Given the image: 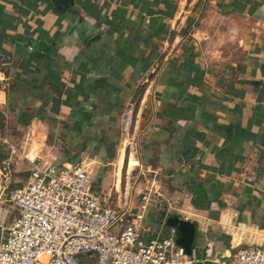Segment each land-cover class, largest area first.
Masks as SVG:
<instances>
[{
    "label": "crops",
    "instance_id": "crops-1",
    "mask_svg": "<svg viewBox=\"0 0 264 264\" xmlns=\"http://www.w3.org/2000/svg\"><path fill=\"white\" fill-rule=\"evenodd\" d=\"M0 77L5 178L118 158L167 181L206 264L264 245V0H0Z\"/></svg>",
    "mask_w": 264,
    "mask_h": 264
},
{
    "label": "built area",
    "instance_id": "built-area-1",
    "mask_svg": "<svg viewBox=\"0 0 264 264\" xmlns=\"http://www.w3.org/2000/svg\"><path fill=\"white\" fill-rule=\"evenodd\" d=\"M6 87L0 77V90ZM9 202L16 217L8 221L6 211L0 219V264L203 262L178 245L173 229L167 236L154 231L144 213L95 187L83 162L68 164L55 155L35 160L28 183L9 192ZM227 264H264V245L238 250Z\"/></svg>",
    "mask_w": 264,
    "mask_h": 264
},
{
    "label": "rangeland",
    "instance_id": "rangeland-1",
    "mask_svg": "<svg viewBox=\"0 0 264 264\" xmlns=\"http://www.w3.org/2000/svg\"><path fill=\"white\" fill-rule=\"evenodd\" d=\"M134 116L135 113L129 111L122 119V132L126 137L133 132H137ZM10 146L8 141L3 142V148L1 147L2 151L0 152V166L2 167L7 165L4 163L9 158V152L14 156L16 155L15 145H13V148ZM23 162L26 164V168L21 172H15L13 164V177H9L10 180L0 174V185L2 186L0 188V219L6 211H10L8 221L16 217V211L13 209L12 203L9 202V192L24 185L25 179L30 176V170L34 166V161L30 159ZM86 166L89 170V166ZM91 167L92 170H89V172L95 187L111 196L114 202L122 205L129 204L134 211L144 213L146 225H150L152 228L157 227L162 235L167 236L170 234L171 228L166 226V220L171 216L178 215H176L175 210L170 209L169 200L164 197L169 190L167 181L164 178L151 169L139 165L133 169H129V165H126L120 170L118 158L112 162L94 163ZM119 179H121L120 184ZM4 185H8V190L2 195ZM178 217L182 219L181 216ZM202 242L200 237L196 238L193 255L195 259H202L203 257Z\"/></svg>",
    "mask_w": 264,
    "mask_h": 264
},
{
    "label": "water",
    "instance_id": "water-1",
    "mask_svg": "<svg viewBox=\"0 0 264 264\" xmlns=\"http://www.w3.org/2000/svg\"><path fill=\"white\" fill-rule=\"evenodd\" d=\"M52 1L59 10H66L74 6V0H52ZM166 226L175 231V236L178 245L183 247L189 256H192L194 254L196 234H197V227L195 223L181 219L178 216H171L167 218ZM197 264H205V263L198 262Z\"/></svg>",
    "mask_w": 264,
    "mask_h": 264
},
{
    "label": "trees",
    "instance_id": "trees-1",
    "mask_svg": "<svg viewBox=\"0 0 264 264\" xmlns=\"http://www.w3.org/2000/svg\"><path fill=\"white\" fill-rule=\"evenodd\" d=\"M199 193V195H198ZM203 199V195H202V191H197V200L198 201H202ZM196 200V195L194 196V199H193V205L196 207V208H201V204H199V202Z\"/></svg>",
    "mask_w": 264,
    "mask_h": 264
}]
</instances>
